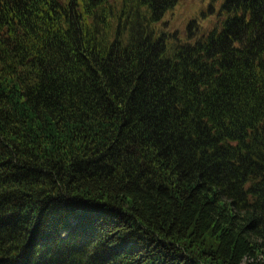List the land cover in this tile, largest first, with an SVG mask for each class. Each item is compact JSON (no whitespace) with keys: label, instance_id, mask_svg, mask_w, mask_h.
<instances>
[{"label":"trees","instance_id":"1","mask_svg":"<svg viewBox=\"0 0 264 264\" xmlns=\"http://www.w3.org/2000/svg\"><path fill=\"white\" fill-rule=\"evenodd\" d=\"M179 1L0 0V264H264V0Z\"/></svg>","mask_w":264,"mask_h":264},{"label":"rangeland","instance_id":"2","mask_svg":"<svg viewBox=\"0 0 264 264\" xmlns=\"http://www.w3.org/2000/svg\"><path fill=\"white\" fill-rule=\"evenodd\" d=\"M223 0H216L212 4L211 0H180L173 10L166 13L162 22L167 25L163 27L167 33L177 31L178 36L182 37L189 22L195 20L200 22L201 28H211L216 22V11H218ZM215 10L212 14L202 17V13H207L209 6ZM204 30H200L203 33Z\"/></svg>","mask_w":264,"mask_h":264}]
</instances>
